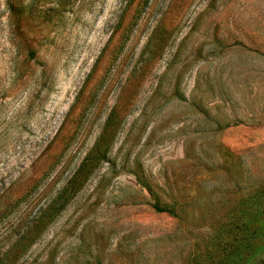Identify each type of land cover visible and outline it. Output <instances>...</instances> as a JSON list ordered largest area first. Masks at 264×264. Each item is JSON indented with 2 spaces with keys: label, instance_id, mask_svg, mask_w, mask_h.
I'll return each mask as SVG.
<instances>
[{
  "label": "rangeland",
  "instance_id": "1",
  "mask_svg": "<svg viewBox=\"0 0 264 264\" xmlns=\"http://www.w3.org/2000/svg\"><path fill=\"white\" fill-rule=\"evenodd\" d=\"M0 264H264V0H0Z\"/></svg>",
  "mask_w": 264,
  "mask_h": 264
},
{
  "label": "trees",
  "instance_id": "2",
  "mask_svg": "<svg viewBox=\"0 0 264 264\" xmlns=\"http://www.w3.org/2000/svg\"><path fill=\"white\" fill-rule=\"evenodd\" d=\"M156 208H158V207L156 206ZM160 210H166V211H168L167 209H160Z\"/></svg>",
  "mask_w": 264,
  "mask_h": 264
}]
</instances>
